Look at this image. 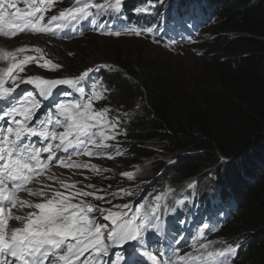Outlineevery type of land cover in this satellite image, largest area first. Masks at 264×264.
Instances as JSON below:
<instances>
[{
	"label": "snow or ice",
	"instance_id": "1",
	"mask_svg": "<svg viewBox=\"0 0 264 264\" xmlns=\"http://www.w3.org/2000/svg\"><path fill=\"white\" fill-rule=\"evenodd\" d=\"M55 2L56 0H23L27 7L21 9L17 6V0H0V34L13 37L25 31L50 33L68 22L81 20H90L102 34L116 37L122 32L140 36L145 32L154 34L156 31L146 25L137 28L124 20V0H75L72 6L52 15L44 23L45 14L54 7ZM157 2L165 4V0ZM155 9V3L141 0L134 11L137 14H151ZM96 16L105 18L97 21ZM114 21L120 22L121 27L109 30L107 26ZM24 51L25 48L17 50L20 53ZM36 51L39 52L40 49ZM0 55L11 56L15 60V53ZM26 63L39 61L25 57L24 60L13 62L10 67L0 70V101L3 102V106H0V121H3L0 125V264H144L140 257H145L151 264H195L198 257L193 258L191 253L178 255L173 248V244L184 239L183 236L166 241V250L159 246L160 240L156 239L158 247L155 253L148 250L152 238L162 231L158 214L160 196L155 197L157 204L152 212L144 213L135 210L130 203L99 209L82 201L73 202L80 196L93 195L90 192H69L65 195L50 189L53 195L49 197L48 191L43 188L39 191L27 188L29 183L49 168L53 160L65 167L72 166L66 164L64 158L57 155L58 152L72 149L80 155H102L89 151L88 144L100 147L98 141L115 139L119 133L116 131L117 122L105 120V114L109 111L107 108L100 111L93 109L95 100L106 98L103 93H97L93 89L91 98H85L86 102L80 99H61L72 95L61 86H69L83 96V85L90 79V74L105 66L88 68L73 78L47 79L35 76L25 79L19 73L24 71ZM40 67L51 69L61 66L46 62ZM107 67L109 71H118L114 67ZM22 84L33 85V90L16 93ZM104 91L107 92L108 89ZM42 101H48V108L54 110L55 119L47 112L44 118L37 115V111L43 107ZM102 120L111 129L110 134L101 125ZM49 126L62 127L64 131H51ZM33 138H36L35 141ZM41 140L52 142L37 146V142ZM55 141L58 143H53ZM42 153L48 155L42 158ZM76 167H91L96 170L92 165L78 164ZM122 175L128 179L133 178V173L124 172ZM63 186L69 188L67 184ZM21 190L32 196L43 197L44 200L39 203L23 201L18 197ZM122 194L132 195L126 190ZM112 195L115 197L117 194ZM108 203L111 204V201ZM18 205L32 211L26 215H15L12 209ZM143 207L141 205V209ZM94 211H98L103 220L92 215ZM12 219L20 222L21 226L10 227L9 221ZM205 229L211 230L209 224L204 223L198 229L201 236ZM150 232L152 238H149ZM115 247H119L121 251L113 252ZM236 254L237 248L229 245L208 255L214 258V264H231L232 257ZM113 255L114 262L111 259Z\"/></svg>",
	"mask_w": 264,
	"mask_h": 264
},
{
	"label": "trees",
	"instance_id": "2",
	"mask_svg": "<svg viewBox=\"0 0 264 264\" xmlns=\"http://www.w3.org/2000/svg\"><path fill=\"white\" fill-rule=\"evenodd\" d=\"M229 1L224 6L217 0H207L205 14L220 20L215 24L220 34L215 46L221 52H214L205 74L197 78L196 98L165 64L147 58L135 61L125 51L116 52L110 65L118 71H109L105 66L92 74L105 83L111 102L128 107L125 124L132 166L137 164L143 170L148 161H155L152 145H159L163 152L182 153L168 168L163 160L154 163L152 175L145 177L154 181L155 189L163 185L171 188L170 194L164 190L165 204L159 209H167L168 205L174 210L183 205L192 207L194 201L190 199L179 201L181 187L188 183L189 188L192 182L203 186L199 176L221 157L223 171L207 176L211 180L208 185H215V192H219V201L211 207L222 206L226 209V224L233 222L230 228L224 226L223 232L229 245L237 248L232 261L264 264V174L254 173L258 163L264 166V0ZM140 4L141 0H124L123 19L131 25L146 22L143 14L134 11ZM250 5H255L254 9L243 11ZM230 15L231 21L226 20ZM230 33L240 35L227 36ZM141 100L148 106L144 114L134 107ZM133 144H137L135 149ZM120 181L117 183L122 185L129 182ZM151 201L149 198L144 203L145 213L153 208ZM202 201H197V208L205 211L210 200L206 196ZM211 219L210 214V225H218Z\"/></svg>",
	"mask_w": 264,
	"mask_h": 264
},
{
	"label": "rangeland",
	"instance_id": "3",
	"mask_svg": "<svg viewBox=\"0 0 264 264\" xmlns=\"http://www.w3.org/2000/svg\"><path fill=\"white\" fill-rule=\"evenodd\" d=\"M217 1L224 4V6L230 2L229 0ZM74 2L75 0H56L54 7L45 14L44 23H46L52 15H57L59 11L72 6ZM17 6L21 9L27 7L23 3V0H17ZM254 7L255 5H250L249 7L243 8V11L254 9ZM231 15L226 20L231 21ZM218 19L219 17L216 19L215 24L220 21H218ZM77 23L78 21L68 22L63 27L54 29V31L50 33L20 32L13 37H6L0 34V51L1 49L3 50L0 53H15L14 61L12 60L11 56L0 55V70L10 67L11 63L13 62H19L21 60H24L25 57H30L35 58L39 61V63H26L24 71L19 73L20 77H23L25 79L35 76L47 79L73 78L79 76L88 68H95L100 64L113 65V59L116 52L125 51L127 55L132 56V59H134L135 61L137 59H140V61H144V59L147 58V60L156 59L159 62L165 64L167 66V69L170 70L169 72L175 74L177 79L183 80L185 90L189 93V95L193 98H196L198 96V87L196 84L197 78L205 74L204 72L208 66L207 64L209 63V58L214 56V52H217V54H220L221 52L215 46L217 38L220 35L219 31L215 28V24L210 26L208 25L207 27L202 28L199 35H197L194 39L188 42H182L177 39L158 37L155 36V34H148L146 32L140 36H136L130 32H122L119 37L110 36L102 34L101 31L96 29L84 31L83 27H81ZM236 35L240 34H227V36L229 37ZM20 48H25V51L23 53L17 52V50ZM36 49H40V51L38 52L36 51ZM46 62H50V65H60L61 67L51 69L50 67L41 68L40 65L45 64ZM261 66L263 67L264 71V63ZM17 82L19 83V81ZM6 86L11 85L6 84ZM33 87V85L22 84L20 88L16 90V93L31 91L33 90ZM61 87L68 91V86ZM91 87V90L86 92L81 97L71 98L70 96H68L61 97V99H80L82 102H86L85 98H91L94 89L97 93H103L106 98L95 100L93 109L95 111H100L104 108H107L109 111L105 114V120H108L109 115L114 114L117 119H121L122 122H125L126 111L128 112V107L126 105L119 106L111 102L106 96L104 85L102 83L92 82ZM55 91L56 90H54V93ZM16 93H14V95ZM35 94L36 93H34V95ZM42 105L43 107L37 111V115L40 118H44V115L47 112L48 114L53 115V119H55V115L53 114L54 110L48 108V101H42ZM0 106H3L2 101H0ZM134 107L137 111H140L143 114L148 108L147 104L142 100L136 101V105H134ZM17 119L21 118L17 117ZM105 120L101 121V125L105 129H107V134H110L111 129L108 128ZM2 124L3 121H0V125ZM49 128L51 131L55 132L64 131L62 127L52 128L51 126H49ZM125 130L126 126H121V130L117 131L119 134L116 135L115 139H108L107 141L102 142L98 141L101 144L100 147H91V150L94 149V151L96 150V152L99 150L103 151V157H99L97 155L90 156L89 158H85L84 162L81 164L95 166V171L91 167H77L74 173H72L64 166L60 165L59 161L53 160L49 168L46 169L43 174L39 175V180L44 179V183H46L47 186H55V190L68 195L69 192H71V186H75V184L80 182L83 176L91 179L103 180V177L105 176H117L118 178H124L125 176H123L122 173L129 172L133 173L132 180L133 184H135L129 191L132 193L131 197H147L149 195V192H147L146 195L142 194H144L148 187H152L155 183H153V180L150 181L145 177H147L148 174L152 173L155 167L154 163L155 165H157L160 160H163L164 162L168 163V165H170L171 163H174L176 159L180 155H182V153L172 154L168 151L163 152L159 145H152V151L156 157L155 161L152 163L151 161H148L143 170L141 166L137 164L132 166L130 162L133 156L129 158V153L131 152V150H129L128 147L130 146L128 140L125 139ZM35 139L36 138H33L34 141ZM53 143H57V141ZM136 145L137 144L132 145L133 149H135ZM251 151L252 149L250 150L249 154L251 153ZM47 155V153L41 154L42 158L46 157ZM57 155L64 158L65 162L66 160H68V155L64 151L58 152ZM213 158L214 157H212L211 159ZM222 161L224 160H222L221 157L215 159L214 163L210 165V169L204 174L200 175V178L198 177V181L203 184L204 188H206V195L213 194V185H208V182H210L211 180L208 178L207 174L209 175V173H221L223 171V166L220 165ZM237 166H240L239 163L237 164ZM165 168L162 172L158 173V176L164 173ZM254 173L260 175L264 174V166L258 163V166L256 167ZM70 176L72 177V181L68 180ZM50 177H52V179H50ZM61 182H63V184L69 185V188H65ZM27 188H30L34 191H39V189L42 188L45 189V187L37 186L35 185V183H29ZM164 190H166L167 193L170 194L171 188L167 185H163V188L157 187L153 193L154 198L156 196L161 197L159 206H162V204L165 203L163 198ZM109 192V189L103 190V193ZM180 195L183 196L182 191ZM196 195L200 194L193 193L192 200ZM18 197L23 201H29L32 203H39L40 200L39 196L29 195L27 191L18 194ZM128 200L130 204L134 203V200L132 198H128ZM202 200L203 198L198 199L197 201L201 203L203 202ZM103 201L106 202V200ZM156 204L157 201L155 205ZM141 205L142 203H139L135 206L137 208H141ZM29 211H32V209L27 207L20 208L19 205L16 208L12 209V213L15 215H26ZM222 211L223 207L218 205L213 212L220 214ZM185 212V210L182 213L175 211L172 222L174 223L179 215V219L184 216ZM202 215L203 213H201V216ZM190 216L192 217L194 215ZM203 224L204 222H198V227L195 230L198 234V240H195V242H193L194 256L195 258H199L195 260V264H214V258L209 256L208 254L210 252H216L224 247L229 246L226 242V239L223 237V232L226 229L224 227V224H221L211 230L205 229L203 236H201L198 229L200 227H203ZM9 226L14 228L20 227L21 224L20 222L12 219L10 220ZM231 226L232 225H228V228H230ZM205 245L206 247H203ZM191 248L192 247H188L186 249L180 250V252L182 254H186ZM85 255H87V253ZM231 264L235 263L231 262Z\"/></svg>",
	"mask_w": 264,
	"mask_h": 264
},
{
	"label": "clouds",
	"instance_id": "4",
	"mask_svg": "<svg viewBox=\"0 0 264 264\" xmlns=\"http://www.w3.org/2000/svg\"><path fill=\"white\" fill-rule=\"evenodd\" d=\"M155 1H157V0H155ZM215 21L213 23H211L210 25H214L215 24ZM207 26L208 25H206L205 27H207ZM102 65L103 66H110V64H100L99 66H102ZM95 68H97V67H95ZM95 68H93V69H95ZM108 96H109V93L107 94V97ZM126 113H127V111H126ZM111 115L113 117L117 118L114 114H111ZM124 125L126 126V130H125L124 134H125V137H126L125 139L127 140L128 139V128H127V125L125 124V122H122V120L120 119V126H124ZM128 147H129V150H132V148L130 146H128ZM174 163H171L170 165H168V167L172 166ZM120 179H121V181H120ZM124 180H129V182L127 184H125V185H122V184H118L117 183V181L122 182ZM197 183L198 182H192L191 185H193V186L192 187H189V188H188V183H187L186 187H181L182 192L183 193H186V194H190L191 192H194L195 194H200V195H198V199H202V198H204L206 196L208 198L209 195H206L205 194V189L206 188H204V186L197 187ZM84 184H92V185H95V187L97 189H102V190L109 189L110 190L109 193H101V194H109L111 196H112V194H114L116 192V190H120L121 191V190H124V189H126L128 187H131L130 189L127 190V191H130L133 188V186L135 185V184H133V180L132 179H128L127 177H124V178H120L119 177L118 178L117 176H105V177H103V180H97V179H91L90 178V179L86 180V182ZM153 186H155V184ZM214 187H215V185H213V191L212 192H213L214 195L215 194H217V195L214 197L213 203H217L219 201V192H215ZM200 188H202V189H200ZM106 208H109V206L106 205ZM200 210H201V212H203L204 208L203 209L201 208ZM224 211H226V209H224ZM232 224H233V222L228 223V224H225L224 226H228V225L230 226ZM196 240H198V236H196ZM226 242L229 245V242L227 240H226Z\"/></svg>",
	"mask_w": 264,
	"mask_h": 264
},
{
	"label": "water",
	"instance_id": "5",
	"mask_svg": "<svg viewBox=\"0 0 264 264\" xmlns=\"http://www.w3.org/2000/svg\"><path fill=\"white\" fill-rule=\"evenodd\" d=\"M249 147H251V144H250L247 148H249ZM247 148H246V149H247ZM246 152H247V151L245 150V151L242 152V154H245ZM236 159H237V157H236L234 160H236ZM226 160H228V159H226Z\"/></svg>",
	"mask_w": 264,
	"mask_h": 264
},
{
	"label": "bare ground",
	"instance_id": "6",
	"mask_svg": "<svg viewBox=\"0 0 264 264\" xmlns=\"http://www.w3.org/2000/svg\"><path fill=\"white\" fill-rule=\"evenodd\" d=\"M181 19H182V18H181ZM200 23H201V22H200ZM24 33H32V32H31V31H25ZM4 47H5V46H4ZM1 51H3V50L1 49ZM1 51H0V52H1ZM131 151H132V150H131ZM192 221H193V220H192ZM178 226H179V225H178ZM178 226H177V227H178ZM167 236H168V235H167ZM169 236H170V235H169Z\"/></svg>",
	"mask_w": 264,
	"mask_h": 264
}]
</instances>
